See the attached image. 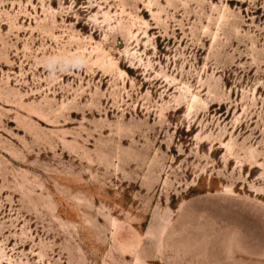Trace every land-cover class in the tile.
I'll list each match as a JSON object with an SVG mask.
<instances>
[{
    "label": "rangeland",
    "instance_id": "1",
    "mask_svg": "<svg viewBox=\"0 0 264 264\" xmlns=\"http://www.w3.org/2000/svg\"><path fill=\"white\" fill-rule=\"evenodd\" d=\"M0 264H264V0H0Z\"/></svg>",
    "mask_w": 264,
    "mask_h": 264
}]
</instances>
